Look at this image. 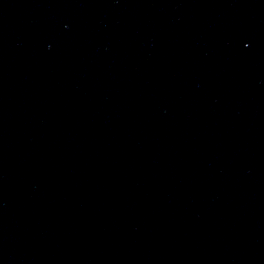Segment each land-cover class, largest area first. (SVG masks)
Here are the masks:
<instances>
[{
    "label": "water",
    "instance_id": "obj_1",
    "mask_svg": "<svg viewBox=\"0 0 264 264\" xmlns=\"http://www.w3.org/2000/svg\"><path fill=\"white\" fill-rule=\"evenodd\" d=\"M0 264H264L179 0H0Z\"/></svg>",
    "mask_w": 264,
    "mask_h": 264
}]
</instances>
